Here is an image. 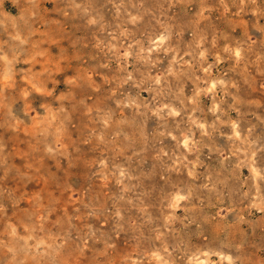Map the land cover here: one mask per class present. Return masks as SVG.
I'll list each match as a JSON object with an SVG mask.
<instances>
[{
	"label": "rangeland",
	"instance_id": "374dc122",
	"mask_svg": "<svg viewBox=\"0 0 264 264\" xmlns=\"http://www.w3.org/2000/svg\"><path fill=\"white\" fill-rule=\"evenodd\" d=\"M0 264H264V0H0Z\"/></svg>",
	"mask_w": 264,
	"mask_h": 264
}]
</instances>
